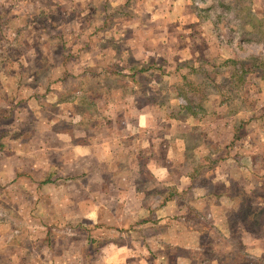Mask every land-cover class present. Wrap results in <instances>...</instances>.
I'll return each mask as SVG.
<instances>
[{"label": "rangeland", "instance_id": "rangeland-1", "mask_svg": "<svg viewBox=\"0 0 264 264\" xmlns=\"http://www.w3.org/2000/svg\"><path fill=\"white\" fill-rule=\"evenodd\" d=\"M149 4L155 5V0H149ZM195 8L207 20L201 24L191 21L185 24L188 29L183 30L191 37L184 41L182 49L191 47L195 51L192 55L195 60H184L199 64L196 65L199 70L194 69L195 64L186 63L185 68L179 71L178 66L185 61L181 64L177 61L191 56L190 53L180 56L178 48L180 51L181 46L169 48L163 43L159 48L151 46L149 41L143 42L147 48L154 49L155 46L160 52L158 56L152 55L149 62L161 67V71L144 73L139 79L142 90L136 96L126 81L116 74L119 65L123 66L124 45L119 41L118 48H115V43L107 40L103 47L111 45L120 52L106 49L103 60L106 67H110L109 74L90 73L85 77L84 90L88 94L99 92L103 98H85L87 104L82 122L86 128H91L93 123L101 125L108 122L109 117L110 123L113 121L114 127L118 128L122 119H112L114 112L140 110L154 127L152 136L167 144L173 116L185 120L190 111L192 120L187 119L191 123L202 124L205 143L212 146L216 154L219 151L215 143L219 140L228 147L236 145L238 156L247 165L237 172L230 190L233 196H238L241 207L239 213H230L229 217L233 219L231 233L219 234H230L227 240L232 242L230 239H233L236 244L234 254L241 255L250 249L251 238L264 240V0H196ZM152 11L155 13L156 10ZM81 13L84 14L83 22L75 25V19ZM152 20V13L143 11L139 0H128L123 5H113L110 0H0V161L7 156L16 161V150H19V163L26 177L20 185L24 193L19 199L21 214H7L10 205H7L8 201L3 204L0 197V226L12 222L8 227L10 234H14L27 250L20 260L28 261L24 264H91L97 247L93 241L98 233H94L90 217L85 222L76 212V201H85L82 206L85 208L90 206L86 202L92 201V194L98 195L116 186L115 182L100 180L101 176L105 180L116 168H111L108 163L98 164L91 155H85L80 161L83 171H77L79 174L84 172L83 175L76 177V169L81 168L68 166L67 178L62 176L66 178L62 188L56 191L47 185L37 188L38 180L54 178L52 175L54 168L59 166L60 155L75 153L67 149L70 144L65 142L66 139L49 134L50 129L57 132L79 128L77 118L57 117V108L44 101V98H54L51 92L69 96V91L73 92L78 87L73 80L63 81L65 89L59 85L58 81L64 74L60 69L61 63L69 52H74L76 41L81 45L85 43L81 33L89 26L109 35L115 32L143 36L144 32L153 29L155 23ZM167 28L178 33L176 24H169ZM94 45L102 47L101 43ZM136 56L140 57L139 54ZM192 65L193 69H190ZM60 87L61 91H57ZM110 89L114 93L107 92ZM108 93L110 96L106 98ZM59 97L64 98L63 95ZM110 105L111 112L106 110ZM191 113H195L194 117ZM158 152L163 159L166 158V147L159 146ZM205 154L199 153L198 156L201 158ZM149 155L147 150L135 167L140 177L135 176L137 182L134 185L148 192L142 202L150 208L158 205L165 208L176 183L155 181L146 166ZM221 156L225 158L226 153ZM49 162L54 166L49 167ZM122 167L119 171L123 170ZM31 178L37 181L33 184ZM79 178H82L81 184L77 185L74 181ZM3 188L0 183V196ZM32 192L38 196L48 194L51 199L47 203L39 198L31 199ZM152 192H158L162 198L155 199ZM77 195L88 197V200L78 199ZM64 196L67 197L65 200ZM64 201L68 203L67 207L59 205ZM96 201L101 207H113L123 206L127 200L102 197ZM137 205L131 203V207ZM168 216L162 217L165 223L154 232H164L166 228L168 231L173 221V217ZM29 217H32L30 222H45L51 227H47L48 231L29 229L26 225ZM153 219L149 214L148 222ZM169 238L164 236L166 241ZM221 250L220 246L218 251ZM167 252L170 254V248L164 246L159 254ZM216 252L206 251L210 257Z\"/></svg>", "mask_w": 264, "mask_h": 264}, {"label": "crops", "instance_id": "crops-1", "mask_svg": "<svg viewBox=\"0 0 264 264\" xmlns=\"http://www.w3.org/2000/svg\"><path fill=\"white\" fill-rule=\"evenodd\" d=\"M110 1L113 5H123L128 0ZM155 3V5H151L149 0H139L142 10L150 11V15L151 13L153 15L152 22L155 23L152 26L153 29L144 32L143 36L136 33L133 36L120 35L115 32L109 35L106 34L107 32L97 31V29L89 26L87 31L81 33L83 39H86L85 43L81 45L80 41H76L74 52L71 51L65 56L60 65L64 74L58 81L59 85L65 89L66 83L63 81L73 80L77 82L78 87L73 92L69 91V96L62 92L58 94L51 92L54 98H44V101L57 108V117L71 118L72 120L77 118L80 121L79 128L75 131L56 132L52 129L49 130L51 131L50 135L54 134V136H61L60 139H66L65 142L70 144L67 149L69 148L75 153L70 156L60 155L59 166L54 168L52 175L54 178L48 177L44 181L38 180L40 182L37 184V188L40 185L53 187L55 191L57 188H62V182H66L68 166L81 168L76 169V177L83 175L84 172L79 174L77 171H83V163L80 161L85 155H91L92 160L97 161L98 164L108 163L107 165L111 168H116V171L105 177V180L102 176L100 177L101 181L115 182L116 186L107 188L99 192L98 195L97 193L92 194L90 196L92 201L86 202L90 206L85 208L82 207L85 201H76V207L79 211L76 212L82 216L85 222L90 217L95 230L94 233H98L95 236L96 240L93 241L97 247L92 254L93 261L91 264H264V248L261 249V246H264V240L251 238L250 249L246 250V254L240 255L239 253L234 254L236 244H234L233 239H230L232 242L227 240L230 234L224 236L219 234V232L231 233L230 224H232L233 219L229 217L230 213L234 211L239 213L241 207L238 196H233L230 190L233 182L236 181L237 172L247 165L238 156L239 148L236 145L228 147L222 140H219L215 143L219 151V154H216L217 152L212 149V146L205 143L202 124L199 122L191 123L190 111L188 112L189 117H187L190 120L187 118L182 120L173 116L171 137L167 144H164L163 140L159 142L152 136L154 127L150 125L149 118L140 110L133 112L125 109L120 113L114 112L112 119L116 117L122 119L118 128L114 127L113 121L110 123L109 117L108 122L101 125L100 123H93L91 128H86L83 125L84 109L86 108L85 104H87L85 98H103V96L100 97L99 92L92 91L91 94H88L83 88L84 80L90 73L100 75L110 73L108 72L110 67H106L103 60L107 52L106 49H114L113 52L119 53L120 51L115 49L118 48L117 44L120 41L121 45H124L122 49V54L125 55L123 66L119 65L116 74L126 81V84L137 96L142 90L140 77L144 73L161 71V67L154 66L155 63L150 64L149 62V59L153 58L152 55L158 56L160 53L155 49V46L161 48V45L165 43L169 48L181 46L182 49L184 41L191 37L186 30H183L188 29L185 24L190 21L201 24L207 20L203 19L200 12L195 8L196 0H155ZM153 9L156 10L155 13H153ZM83 15L81 13L80 17L75 19V25L83 22ZM218 18L221 19V17ZM134 23L139 26L138 22ZM169 24H176L178 33H172L171 28H167ZM107 40L114 42L116 47L113 48L111 45L103 47ZM148 41L151 46L155 45L153 46L154 49L147 48L143 44V42ZM100 43L102 47L101 45H94ZM181 49L179 51L178 48V54L181 53L180 56L184 57L188 53L191 56L181 58L177 63L181 64L185 61L184 59L194 58L192 55L195 54H193L195 51L191 47ZM136 54H139L140 57L138 58ZM186 63L192 64L193 62L185 61L183 65L178 66L179 71L185 68ZM193 64H195L194 69L199 70V66H196L199 64ZM149 66L154 67L149 69ZM143 68L149 70L142 72ZM190 69H193V65ZM59 89L57 91H61V87ZM110 91L114 93L113 89L107 90V92ZM125 94L124 92L123 98ZM60 95H63L64 98H60ZM109 96L108 93L106 98ZM109 108L106 110L111 112L112 105ZM191 114L194 117L195 113ZM132 118H134L133 121H131ZM85 135H89L87 139ZM9 144L12 145V142L10 141ZM159 146L167 148V155L164 159L158 152ZM249 149H252V146ZM147 150L150 151V160L146 166L155 181L157 183H176L172 189V194L168 195L165 208L162 205L150 208V205L142 202L147 197L148 192L142 191L141 188L134 185L137 182L135 176L140 177L135 167L138 166L139 161L141 162L142 156L147 153ZM223 152L226 153L225 158L221 156ZM16 153V161L9 156L5 159H3L4 157L1 158L3 160L0 161V183L5 187L1 189L2 195L0 197L3 204L8 201L9 204L7 205H10V210L6 213L11 216L22 213L19 208V199L24 193L21 192L20 185L21 181L26 178L19 163V150H16ZM199 153L206 154L199 158ZM48 165L51 167V162ZM120 166H123L122 171H119ZM63 175L66 178H63ZM80 179L82 178L76 179L75 184H81ZM30 181L34 184L37 179L31 178ZM79 193L83 194L82 191ZM109 195L111 196L109 197ZM31 196V199L39 198L41 202L46 201L45 203L51 199L48 194L38 196L32 192ZM152 196L155 199L162 198L158 192H152ZM102 197L127 201L123 206L101 207L99 201L96 200ZM65 198L67 197L64 196V200ZM76 198L88 200V197H83V195H77ZM133 202L138 204L137 207H131ZM67 204L65 201L59 202V205L65 207ZM149 214L154 217L150 223L147 220ZM165 216L173 217V221L171 220L173 224L171 223L168 231L166 228L164 232H154L162 228L165 220L161 219ZM30 220L32 217H29V221L26 223L29 229L37 228L48 231L47 227H51L46 226L45 222L42 223L37 220L39 224H35ZM7 223H2L0 226V264H17L18 261L21 262L20 260L23 259L22 257L27 250L21 242L16 240L14 234H10L11 230H8V227L12 225V222ZM217 234L218 238H216ZM164 236H170V238L166 241ZM164 246L170 248V254L169 252L159 254ZM220 246L222 250L218 251ZM214 250L217 252L211 257L206 253V251L212 253ZM27 262L22 261L21 263Z\"/></svg>", "mask_w": 264, "mask_h": 264}, {"label": "trees", "instance_id": "trees-1", "mask_svg": "<svg viewBox=\"0 0 264 264\" xmlns=\"http://www.w3.org/2000/svg\"><path fill=\"white\" fill-rule=\"evenodd\" d=\"M154 66H149V69H152ZM148 69V70H149ZM147 69L143 68L141 71L144 72V71H148Z\"/></svg>", "mask_w": 264, "mask_h": 264}]
</instances>
